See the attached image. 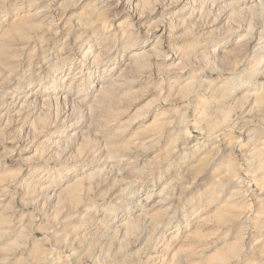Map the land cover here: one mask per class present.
Segmentation results:
<instances>
[{"label": "rangeland", "instance_id": "rangeland-1", "mask_svg": "<svg viewBox=\"0 0 264 264\" xmlns=\"http://www.w3.org/2000/svg\"><path fill=\"white\" fill-rule=\"evenodd\" d=\"M0 264H264V0H0Z\"/></svg>", "mask_w": 264, "mask_h": 264}]
</instances>
